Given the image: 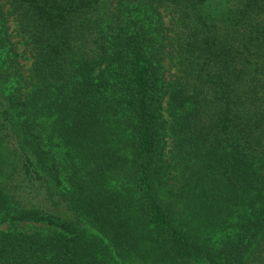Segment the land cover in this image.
I'll return each instance as SVG.
<instances>
[{"label": "trees", "instance_id": "trees-1", "mask_svg": "<svg viewBox=\"0 0 264 264\" xmlns=\"http://www.w3.org/2000/svg\"><path fill=\"white\" fill-rule=\"evenodd\" d=\"M0 61V225L50 228L0 264H264V0H0Z\"/></svg>", "mask_w": 264, "mask_h": 264}, {"label": "rangeland", "instance_id": "rangeland-1", "mask_svg": "<svg viewBox=\"0 0 264 264\" xmlns=\"http://www.w3.org/2000/svg\"><path fill=\"white\" fill-rule=\"evenodd\" d=\"M10 28L8 30L10 39H11V33H12V41L15 43V46L18 50V52L21 54L20 61L23 64V70L25 73H28L31 64H32V59L30 57V53L28 50V44L26 38L22 35V32L20 31L17 23H10ZM0 64L2 65V61H0ZM9 85V83H7ZM166 149H165V157L167 163L172 167V171L170 172L171 176L169 179V188L172 190H176L179 188L181 181L178 179L179 175H181V167L178 166L176 168V165L174 166V157L175 156V145L172 137L168 136L166 138ZM180 209H182V203L177 204ZM21 230L27 233H36L38 231L40 232H50V228L45 227V226H40L38 224H32V223H20L17 227H11L10 223H2L0 225V230ZM127 264H159L157 262H152V260L149 261H141L140 259L137 258H128Z\"/></svg>", "mask_w": 264, "mask_h": 264}]
</instances>
